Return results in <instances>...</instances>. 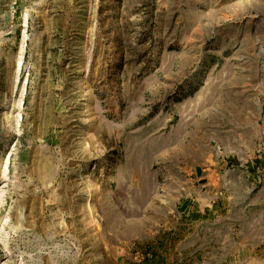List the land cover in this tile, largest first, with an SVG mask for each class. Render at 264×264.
Here are the masks:
<instances>
[{
    "label": "rangeland",
    "instance_id": "rangeland-1",
    "mask_svg": "<svg viewBox=\"0 0 264 264\" xmlns=\"http://www.w3.org/2000/svg\"><path fill=\"white\" fill-rule=\"evenodd\" d=\"M263 167L264 0H0V264H264Z\"/></svg>",
    "mask_w": 264,
    "mask_h": 264
},
{
    "label": "crops",
    "instance_id": "crops-1",
    "mask_svg": "<svg viewBox=\"0 0 264 264\" xmlns=\"http://www.w3.org/2000/svg\"><path fill=\"white\" fill-rule=\"evenodd\" d=\"M252 165L236 162L229 165L222 159L201 167L202 177H196V184L184 192V199L188 202L189 196L195 198L189 205L193 204L201 212H213L218 218L233 219L236 212L246 218L251 211L250 177L257 171ZM263 170L264 167L262 173Z\"/></svg>",
    "mask_w": 264,
    "mask_h": 264
},
{
    "label": "water",
    "instance_id": "water-1",
    "mask_svg": "<svg viewBox=\"0 0 264 264\" xmlns=\"http://www.w3.org/2000/svg\"><path fill=\"white\" fill-rule=\"evenodd\" d=\"M196 175H197L198 178H200L202 176V173H201V169L200 168H197Z\"/></svg>",
    "mask_w": 264,
    "mask_h": 264
}]
</instances>
